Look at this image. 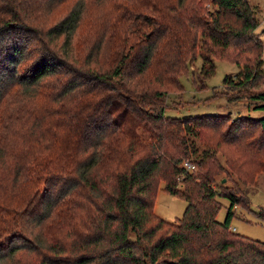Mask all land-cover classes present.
Returning a JSON list of instances; mask_svg holds the SVG:
<instances>
[{
    "label": "trees",
    "instance_id": "obj_1",
    "mask_svg": "<svg viewBox=\"0 0 264 264\" xmlns=\"http://www.w3.org/2000/svg\"><path fill=\"white\" fill-rule=\"evenodd\" d=\"M64 1L0 0V264H264V243L230 229L241 197L214 180L226 174L216 158L224 144L234 146L224 164L239 177L246 145L263 155L244 180L264 172V116L170 117L161 105L165 91L156 89L177 84L182 91L173 76L184 67L181 56L193 60L197 49L204 76L212 75L215 48L251 39L258 26L254 7L248 0H207L212 10L203 8L205 0H113L100 45L76 66L70 47L88 2H74L42 30L33 17ZM138 9L155 19L127 45L125 21L138 18ZM34 42L41 48L20 70ZM93 52L101 54V67L99 58L90 61ZM261 64L258 56L223 84L239 92L258 87ZM126 77L146 88L137 98L124 87ZM249 99L264 111V91ZM228 121L224 144L198 150L199 128L220 129ZM137 125L150 130V141L140 142ZM183 160L195 169L179 166ZM159 182L186 202L174 221L153 213ZM217 197L229 202L223 222L216 221Z\"/></svg>",
    "mask_w": 264,
    "mask_h": 264
},
{
    "label": "rangeland",
    "instance_id": "obj_2",
    "mask_svg": "<svg viewBox=\"0 0 264 264\" xmlns=\"http://www.w3.org/2000/svg\"><path fill=\"white\" fill-rule=\"evenodd\" d=\"M78 0H66L62 3L53 4L48 11L39 10L33 17L42 30L49 27L60 18H62L68 10L73 6L74 2ZM113 0H84L88 2L84 7L78 28L73 37L72 47H70V63L78 65L80 63L89 62L87 57L90 49L100 45L101 40V27L104 28L107 25V13H111V6L107 3ZM117 2H119L117 0ZM249 4L255 9V16L258 26L251 35L240 43L233 42L228 48L224 50L214 49V52L210 55V58L214 64V72L209 77L204 76V71L201 68L202 59L200 54L202 50H196L194 59L191 60L189 55H182L179 60V67L183 69L180 73L175 74L173 77H177L180 80L182 91L176 84V88L172 86L162 87L156 86V89L165 91L161 105L165 106L164 114L170 117H186L196 116L204 114H223L228 120L233 121L238 116L248 117H261L264 116V111L254 110V103L249 99V96L256 91H264V76L258 87H248V89L241 90L240 92L234 87L223 84L225 77L235 76L240 69L245 66H251L254 63L256 57L260 56L262 59V70L264 73V0H248ZM204 9L208 7L212 10V6H208L207 0L204 2ZM123 10V9H121ZM193 10H195L193 8ZM140 13L139 17L134 16L131 20L125 21L128 28V40L126 44L133 42L135 39H140V32L150 31L148 23L155 19V15L144 9H138ZM256 42H254V40ZM259 39V40H258ZM256 44V45H255ZM33 48L30 50L29 55L26 56L22 65V68L28 66L34 59V49H40L41 45L36 42L33 43ZM111 49L103 47V54L109 58V55L105 52ZM125 54V51L123 52ZM93 52L90 61H94L99 58L98 66L101 67V54ZM236 60L237 63H231ZM110 60V59H109ZM78 61V63H77ZM106 63V60L104 58ZM90 69H94V62L90 63ZM108 66V65H107ZM130 66V65H129ZM127 76V75H126ZM124 87L132 90L131 96L134 97L136 93L144 91L143 87H135L133 85L132 78H125L122 80ZM175 84V83H174ZM173 85V84H172ZM125 94V93H124ZM131 99L129 96H127ZM137 98V97H134ZM40 102H36V105ZM158 104V103H157ZM144 109L151 110L153 107H146ZM151 112V111H150ZM146 123V122H145ZM228 122H226L220 129H202L199 128L200 138L193 140L198 150L203 149L205 146H213L217 141L224 144L225 138L223 137L225 130L227 129ZM125 126L130 125V122H126ZM144 125V124H143ZM33 128V131H36ZM134 132L137 134L140 142H147L149 140L150 130L145 126L137 125L134 127ZM189 137V135H185ZM264 138V129L259 130V139ZM192 139V138H191ZM250 141L247 138L246 142ZM20 143H17V146ZM247 146V145H246ZM244 146L243 164L241 166V176L239 177L237 171H231L225 166V155H233V145H221L216 147L218 150L216 158L219 163L223 165L222 173L214 176V180L217 184L225 185L229 191L236 192L241 197V202L236 204L231 211L233 216L230 220V229L233 233L252 240H258L264 243V221L259 217V214H264V172L254 173L249 175V180H244L245 173L252 169L257 157L263 155V150L257 151L255 148ZM184 162V160H183ZM182 163L179 165L181 166ZM201 170L198 168L197 171ZM250 173V172H249ZM4 175L9 178L8 171L4 172ZM223 181V182H222ZM250 182V183H248ZM7 183V181H5ZM42 191V187H40ZM220 202V208L216 215V221L223 222L226 211L228 209V200L223 197H217ZM186 206V202L182 199L170 195L163 190V183L159 182L153 197L152 210L155 216L162 218L166 221H174L180 218ZM25 260H29V256L23 257Z\"/></svg>",
    "mask_w": 264,
    "mask_h": 264
},
{
    "label": "built area",
    "instance_id": "obj_3",
    "mask_svg": "<svg viewBox=\"0 0 264 264\" xmlns=\"http://www.w3.org/2000/svg\"><path fill=\"white\" fill-rule=\"evenodd\" d=\"M182 168L186 169V170H194L195 166L188 160H184V162H182Z\"/></svg>",
    "mask_w": 264,
    "mask_h": 264
},
{
    "label": "water",
    "instance_id": "obj_4",
    "mask_svg": "<svg viewBox=\"0 0 264 264\" xmlns=\"http://www.w3.org/2000/svg\"><path fill=\"white\" fill-rule=\"evenodd\" d=\"M223 182V181H222Z\"/></svg>",
    "mask_w": 264,
    "mask_h": 264
}]
</instances>
